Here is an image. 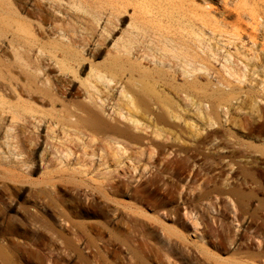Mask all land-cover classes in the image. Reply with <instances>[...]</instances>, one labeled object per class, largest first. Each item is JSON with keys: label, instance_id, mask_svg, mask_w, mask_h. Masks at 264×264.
I'll return each instance as SVG.
<instances>
[{"label": "bare ground", "instance_id": "6f19581e", "mask_svg": "<svg viewBox=\"0 0 264 264\" xmlns=\"http://www.w3.org/2000/svg\"><path fill=\"white\" fill-rule=\"evenodd\" d=\"M46 1L51 7L56 3L66 2L70 10L91 17L97 24L103 20L102 28L97 31L101 38H107L105 33L110 34L120 16L127 12L129 6H133V12L125 31L127 38L115 45L116 54L103 67L94 69L91 66L90 73L84 82L87 83V88L93 89L96 93H103L98 87L100 82L103 85L111 82L121 83L120 94L127 99L129 109L126 110V115L122 111L118 114L131 122L134 127H120L121 123L116 120L115 124L103 120L101 113L93 107V104L96 106L93 93L89 94L90 103L81 102L76 106L75 111L79 114H71L68 118L62 117V120L74 124L75 131L89 141L100 140L111 145L116 150L115 154L120 157L130 148L145 155L147 161L144 166L141 168L134 166V171L139 170V172L134 176L133 171L128 178L137 181V185H131L130 189L129 183L111 178L105 184L103 183L101 191L106 201L114 202L119 206L124 204L110 196H126L130 191L136 195L149 192L159 196L163 201V205L157 210L159 214L157 213L158 215L154 217L142 210H134L135 215L131 222H134L136 230L139 231V228L142 231L141 235L147 236L148 240H155L149 249L147 259L141 258L140 264H148V262L150 264H264V240L255 242L254 239H249L251 237L233 234L232 227L227 225L222 213L223 207L228 206L229 202L226 200L229 199L230 201L234 199L238 210L242 208L246 213L252 211V219L255 218L257 211L264 210L263 200H257L256 205L253 202V197L264 190V167L255 157L251 162L243 163L242 161L257 153L260 154V159L264 160V141L260 145L254 144L252 140L256 139L255 127L244 122L243 124L236 123L233 120L229 124L232 127H227L228 131L224 129L228 120H225L226 123L223 122V115L227 113H221L219 110L226 108L235 97L232 95L233 90L226 92L219 88H212L211 82L202 83L195 75L197 72L205 71L210 76H214V72L206 62L209 57L205 61L197 50L200 49V45L196 44L197 42L200 44L199 34L192 31L195 37L192 43L184 37L180 39L171 37L170 26L162 25L160 17L152 12V2L147 0ZM188 2L191 4L193 0H179V7H183L184 3ZM204 2L211 8L210 2ZM241 2L242 0H238L237 3ZM171 3L173 4V0ZM170 10L167 8L166 14L163 15L174 19L176 11L175 9ZM55 11L59 12L57 8ZM177 13L181 16L179 11ZM198 16L204 24L219 23L210 9H204L203 13ZM46 20L44 12L31 0H0V80L5 81L3 85L0 83V116L4 114L10 116V124L2 130L3 140H18L20 134L11 135V131H20L16 124L25 123L28 118H33L36 123L28 122L32 124L33 130H31V137L27 138L31 144H37L38 141L34 137L39 134V124L48 114L39 109V106L43 109V105H38L37 101L48 99L53 106L57 100L63 98L68 90L67 86H60L49 76L46 68L50 63H45L41 57L43 54L49 56V61L53 60L55 65H58L61 73H71L74 78L84 60L83 53L89 43L88 38L81 37L70 22L59 26L56 30L57 33L63 32L62 36L51 38V35H42L39 29H42ZM224 21L223 19L222 23L228 27L229 23ZM86 22L91 23L92 30H95L93 21L87 19ZM178 23L181 25L180 22ZM234 26V32L230 33L236 36V32L239 33V24L236 23ZM139 36L143 39H150L147 44H152L155 49L163 53L157 62L164 63V58L171 57L179 60L183 69L182 75L191 74L192 80L183 79L178 86L169 83L175 90L173 92L166 87L167 80L170 79L172 82L173 78H170L162 69H143L138 57L136 59L129 57L133 45L141 42ZM191 44H194L196 48ZM151 52L148 56L154 60L156 56L152 49ZM144 55L143 57H146V53ZM214 55L211 52L210 57ZM223 66L226 73L241 82L243 76H238L231 67ZM134 76H137V79H134ZM126 79V82H131L133 90L123 86L122 81ZM34 94L40 97H35ZM171 94L177 96L183 94L186 98L193 96L196 99L193 105L196 104L200 119L196 124L188 123L191 130L188 135L177 130L176 125L171 121L180 118L175 111L177 105ZM207 105L208 111L205 110ZM202 112L205 116L204 120L201 118ZM37 114L40 116H35ZM255 114L252 110L249 115L253 120L264 122V114L256 116ZM74 117L73 122L71 119ZM51 125L54 126V123ZM242 125L247 130L246 136L252 140L241 141V143L233 142L232 139H237L233 128H242ZM44 126L48 132L51 127L50 120H45ZM135 129L150 130L151 139L145 143L142 137L133 132ZM158 138L162 139V142H156L155 139ZM7 145L8 148H13V151L18 149V141ZM69 152V150L62 151L61 154L64 153L68 157L71 155ZM42 154L43 151L40 155ZM24 155L23 152L15 154L18 159ZM32 159L26 157L18 160L17 167L22 170L23 175L33 167ZM0 161H3L1 156ZM40 161L43 162V160ZM10 164L8 163V167ZM3 171L8 172L9 170ZM26 174L29 175V173ZM11 176H6V179L14 182L20 174L18 176L14 173ZM3 178L5 179L4 176ZM61 183L71 185L76 182L64 178ZM8 185L9 183L0 185V212L8 206L9 197L5 198L6 193H3V189ZM43 185L53 191L60 188L52 179L45 180ZM125 188H127L126 191ZM45 190L41 188L36 193L44 196L45 193L42 192ZM216 200H219V204L215 203ZM101 203L107 204L103 201ZM180 206L185 207L184 215L180 213ZM234 217L236 218L232 219L233 223L241 224L239 220L241 216L238 215V219L237 215ZM260 219L261 222L256 224L257 230H264V219L261 217L254 219L251 225ZM200 226L203 227L202 231L198 229ZM242 226L245 229L248 228ZM188 227L192 230L188 231ZM6 233L17 240H14V246L11 248L3 243L0 244V264H23V244L18 240L21 236L20 227L12 221L1 223L0 236ZM190 241L194 242L196 249L185 248V245L182 247L183 243ZM220 253L223 256H220Z\"/></svg>", "mask_w": 264, "mask_h": 264}, {"label": "rangeland", "instance_id": "374dc122", "mask_svg": "<svg viewBox=\"0 0 264 264\" xmlns=\"http://www.w3.org/2000/svg\"><path fill=\"white\" fill-rule=\"evenodd\" d=\"M147 1L152 2V12L160 17L162 25L170 26L171 37L177 39L184 37L192 43V39H195L192 31L194 30L199 34L200 44L198 42L196 44L200 45V49L197 50L205 61L209 57L206 62L211 71L214 72V76H210L205 71L197 72L195 75L199 77L202 83L211 82L212 88H219L226 92L233 90L232 95L235 97L226 108L219 110L221 113H227V115H223V122L228 120L227 123L225 122L224 129L228 131L227 127H232L229 124L233 120L236 123L243 124L244 122L255 127L256 139L252 140L246 136L247 130L242 125V128H233L237 139H232V141L241 143V141L252 140L256 145L263 143L264 122L253 120L249 114L252 110L256 113L255 116L264 114V0H242L243 3H237L238 0H193V3H184L181 8L179 7V0H173V4L171 3L172 0ZM204 1L210 2L211 8L205 5ZM31 2L37 7L39 6L47 17L44 26L39 29L42 35H51V38L62 36L63 32L57 33L56 30L59 26L70 22L81 37L86 36L88 38L89 43L85 48L84 60L81 62L75 78L71 73H61L58 65H55L53 60L49 61V56L39 54L45 63H50L46 71L52 80L60 86H67L68 90L64 93L63 98L57 100L53 106L48 99L37 101L38 105H43V109L41 106L39 109L46 111V114L48 113L43 118L44 121L50 120L51 126L46 132L44 121L39 124V134L34 137L38 141L37 144H31L27 138L31 137V130H33L32 124H28V122L36 123L33 118H28L25 123L16 124L20 131H11V135L20 134L18 140L6 141L2 139V130L10 124V116L8 114L0 116V126H2L0 128V156L3 157V161H0V164L3 165H0V185L9 183L3 189V193H6L4 194L5 198H9L8 206L6 205L7 207H4L5 209L0 212V224L12 221L20 227L21 236L18 240L23 244V264H140L141 258L147 259L149 249L155 240H148L147 236L141 235L142 231L139 228V231L136 230L137 227L134 222H131L135 215L134 210H142L154 217L159 214L157 210L163 205V201L159 196L149 192L136 195L131 191L129 193L128 190L129 194L126 196H110V198L113 199L114 197V200L124 204L119 206L114 202L106 201L101 191L103 183L105 184L111 178L129 183L130 189L137 185V181L128 178L134 171V166H138V168L144 166L147 161L145 155L130 148L124 151L123 156L120 157V155L115 154L116 150L111 145L100 140L89 141L85 136L75 131L76 126L74 124L62 120V117L68 118L71 114H79L75 111L76 106L81 102L90 103L89 94L93 93L94 102H96V106L93 104V107L101 113L103 120L112 124H115L116 120L121 123L120 127H134L131 122L118 114L122 111L126 115V110L129 109L127 99L120 94L121 83L111 82L103 85L100 82L98 87L102 89L103 93H96L93 89L87 88V83L84 82L90 73L91 66L94 69L103 67L116 54L115 45L127 38L125 31L130 21L129 17L133 12V6H129L127 12L120 16L110 34L105 33L107 38H101L97 31L102 28L103 20L97 24L91 17L70 10L66 2L56 3L52 7L46 0H31ZM56 8L59 12L55 11ZM167 8L169 10L175 9L174 19L163 15L166 14ZM204 9H210L219 23L204 24L198 16L203 13ZM177 11L181 16L177 15ZM239 15H241L240 18ZM87 19L93 21L95 30H92L91 23L86 22ZM223 19L224 22L229 23L228 27L222 23ZM236 23L239 24V33L236 32L235 36L230 32H234V24ZM183 25H185L184 30ZM164 31L167 32L168 30L164 29ZM139 37L141 42L133 45L129 57L131 59L138 57L143 69H162L170 78H173L172 82L170 79L167 80L168 85H166L173 92L175 90L171 88L169 83L178 86L183 79L192 80L191 74L182 75L183 69L179 60L171 57L164 58V63L157 62L163 53L155 49L152 44H147L150 39ZM191 45L196 48L194 44ZM151 49L156 56L154 60L148 56L149 53H152ZM211 52L215 54L213 57H210ZM145 53L146 57H143ZM223 65L231 67L238 76H243L241 82L226 73ZM134 79H137V76H134ZM126 81L127 79L122 81L123 86L133 90L131 89V82ZM0 83L3 85L5 81L0 80ZM171 95L177 105L175 111L180 117L171 121L176 125L177 130L188 135L191 131L188 123L196 124L200 119L199 110L196 109V104L193 105L196 99L193 96L186 98L183 94L181 96ZM34 96L40 97L37 94ZM205 110H209L208 105L205 106ZM201 118L202 120L205 118L203 112ZM71 120L74 122L75 117ZM52 123L54 126L51 125ZM116 126L118 127V125ZM133 132L142 137L145 143L151 139L150 130L138 131L135 129ZM161 140L160 138L155 139L156 142H162ZM17 141L19 150L13 151L11 148V151L7 144H15ZM45 144H47L46 147ZM68 150L71 152L70 156L66 157V154H61L62 151ZM16 152L25 154L19 159L33 158V167L26 172L29 175L26 173L23 175L22 170L17 167L19 159L15 156ZM253 157L257 158L261 162V166L264 167V160L260 159L258 153L252 154V157H247L242 161L243 163L251 162ZM40 160L43 162L41 163ZM8 163H11L10 168ZM7 169L8 172L3 171ZM138 172L139 170L134 171L133 175L136 176ZM14 173L18 176L20 174L17 181L12 182L6 179V176L12 177L11 174ZM64 178L65 180L72 179L76 183L71 185L61 183ZM50 179L54 180V183L60 188L53 191L48 186L43 185L45 180ZM41 188L46 189L42 192L45 193L44 196L36 193ZM126 190L127 188H125ZM257 200L264 201V190L253 197L255 205ZM102 201L107 204L101 203ZM226 201L229 204L223 207L222 213L227 225L232 227V233L251 237L249 239H254L255 242L264 240V230H257L256 225L261 222V219L251 225V222L256 218L264 219V210L257 211L255 218L252 219V211L246 213L242 208L239 211L234 199ZM215 203L219 204V200H216ZM125 205L126 208L123 207ZM184 208V206H180L182 215H184ZM234 215H237V219L238 215L241 216L239 218L241 224L233 223L232 219L236 218ZM166 222L169 224L167 220ZM188 225L190 224L188 223ZM241 225L248 228L245 229ZM198 229L202 231L203 227L200 226ZM187 230L191 231L192 228L188 227ZM3 237L5 238L3 239ZM14 240L16 241L17 238L7 233L0 236V244L3 243L10 248L14 246ZM183 246L196 249L193 241L185 242L182 244ZM220 254L223 256L222 253Z\"/></svg>", "mask_w": 264, "mask_h": 264}]
</instances>
